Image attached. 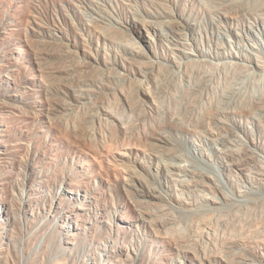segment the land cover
Wrapping results in <instances>:
<instances>
[{
	"label": "rangeland",
	"instance_id": "374dc122",
	"mask_svg": "<svg viewBox=\"0 0 264 264\" xmlns=\"http://www.w3.org/2000/svg\"><path fill=\"white\" fill-rule=\"evenodd\" d=\"M258 20L264 0H0V264H264Z\"/></svg>",
	"mask_w": 264,
	"mask_h": 264
},
{
	"label": "bare ground",
	"instance_id": "6f19581e",
	"mask_svg": "<svg viewBox=\"0 0 264 264\" xmlns=\"http://www.w3.org/2000/svg\"><path fill=\"white\" fill-rule=\"evenodd\" d=\"M238 7H240V6H238ZM242 14V13H244V10H239V12L237 11L236 12V14ZM263 19V18H262ZM258 24L260 25V26H263L264 27V21L262 20V22L261 21H259L258 20ZM249 59V58H248ZM256 68H260V66H255ZM257 112H260V117H261V120L258 122V124H262L263 126H264V95L263 96H261L260 98H258V100H256V101H254V102H251V103H248V105H247V107L242 111V113L243 114H247V115H249L250 114V116L254 119L255 117V115H256V113ZM246 116V115H245ZM220 142H222V143H229V144H233V143H235L236 142V140L235 139H228V140H220ZM227 145V144H226ZM247 154H249L248 152H246V154H244V155H247ZM227 156H228V158H230L231 160H237V157H236V154L234 153V152H232V151H230V150H228V152H227ZM251 159H254V156L251 158ZM251 159H248V160H251ZM248 160L247 159H244V160H239L240 162L237 164V165H242V164H247L248 163ZM244 162V163H243ZM168 170H175V169H179V167H177L176 165H172V164H169L168 166ZM264 184V183H263ZM155 194V193H154ZM153 194V196L154 197H156V198H162L161 196H155ZM238 258V257H237ZM224 259V258H223Z\"/></svg>",
	"mask_w": 264,
	"mask_h": 264
}]
</instances>
